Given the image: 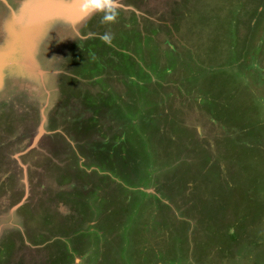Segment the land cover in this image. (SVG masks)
Listing matches in <instances>:
<instances>
[{"label": "rangeland", "instance_id": "374dc122", "mask_svg": "<svg viewBox=\"0 0 264 264\" xmlns=\"http://www.w3.org/2000/svg\"><path fill=\"white\" fill-rule=\"evenodd\" d=\"M119 3L0 75V264H264V0Z\"/></svg>", "mask_w": 264, "mask_h": 264}, {"label": "crops", "instance_id": "0c3cea01", "mask_svg": "<svg viewBox=\"0 0 264 264\" xmlns=\"http://www.w3.org/2000/svg\"><path fill=\"white\" fill-rule=\"evenodd\" d=\"M32 1L33 0L28 1V3L26 4V7L23 8L24 12L22 10H18V7H19L18 5L17 6L15 5L12 8L10 7V9H9V7L6 4L5 7L7 9H9V11H8L9 15H13V16L16 15L17 16V14H18V16L19 15L22 16L21 12H23L22 17H24V16H27V12H26L27 6ZM72 1L73 0H70V2H68L66 4H70V3H72ZM15 19L14 18L11 19V21L9 22V24L6 27V30L3 29V31H2V33L5 34V36L8 37V39H7L6 43L4 45H2V47H0V50H4L2 53V57H0V59H2V63H0V75H26V74H24L26 71L25 69H28L31 66V64H32V66L37 68L36 73L38 75H54L55 74L54 71H51L50 69L45 68L47 57L41 56L40 54L37 55L38 49H40V45H39V43L37 41L38 39L36 37L39 35V33L30 37L29 44L26 43L22 39V37L20 36V34H21L20 28L25 24V21L24 20H20V21L17 20L18 22L16 23ZM66 19H68V18H66ZM13 21H15V22L13 24H11ZM52 24L53 23H51V25ZM7 49L8 50H10V49L15 50V54H13V57L11 55H8V56L4 55V52ZM35 54L37 56H35ZM11 59L15 60V63H16L15 65H17V64L19 65V67H18L19 71H13L14 69L8 68L9 64H11V62H12ZM21 64H24V65H21ZM22 66H24V67L21 68ZM46 70L49 72H47Z\"/></svg>", "mask_w": 264, "mask_h": 264}, {"label": "clouds", "instance_id": "9594fccd", "mask_svg": "<svg viewBox=\"0 0 264 264\" xmlns=\"http://www.w3.org/2000/svg\"><path fill=\"white\" fill-rule=\"evenodd\" d=\"M119 9V0H78L79 15L85 20L100 16V23L103 25L115 23L119 16ZM113 38L110 31L99 36V39L109 46L112 45Z\"/></svg>", "mask_w": 264, "mask_h": 264}, {"label": "water", "instance_id": "95a60500", "mask_svg": "<svg viewBox=\"0 0 264 264\" xmlns=\"http://www.w3.org/2000/svg\"><path fill=\"white\" fill-rule=\"evenodd\" d=\"M40 7L37 4H34L33 1L27 6V21H25V24L20 28V36L22 37V39L29 44V24L34 16V13L36 11V9ZM52 10L62 13L64 16H66L68 19H78L81 18V16L78 13V0H73L72 3L70 4H66V3H58L55 5H50L49 6ZM13 54H15V50H6L4 52V55H11L13 57ZM12 62L11 64H9L8 68L14 69L13 71H19L18 67L19 65H15V60L11 59ZM24 65V64H21ZM24 66H22L21 68H23Z\"/></svg>", "mask_w": 264, "mask_h": 264}, {"label": "snow or ice", "instance_id": "6c2138e0", "mask_svg": "<svg viewBox=\"0 0 264 264\" xmlns=\"http://www.w3.org/2000/svg\"><path fill=\"white\" fill-rule=\"evenodd\" d=\"M68 3L70 0H33L34 4L39 5L34 13V16L29 24V37L34 36L39 32H43L47 29L48 26L51 25L52 21L57 19H66L62 13L56 12L52 10L49 6L55 5L58 3ZM4 50H0V57H2V53ZM0 63H2V59H0Z\"/></svg>", "mask_w": 264, "mask_h": 264}, {"label": "bare ground", "instance_id": "6f19581e", "mask_svg": "<svg viewBox=\"0 0 264 264\" xmlns=\"http://www.w3.org/2000/svg\"><path fill=\"white\" fill-rule=\"evenodd\" d=\"M27 18H28V16H27ZM27 18H26V17H23V20H24V21H26V20H27Z\"/></svg>", "mask_w": 264, "mask_h": 264}]
</instances>
